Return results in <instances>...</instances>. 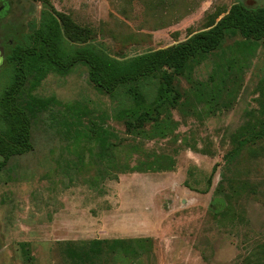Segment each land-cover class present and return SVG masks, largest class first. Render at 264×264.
<instances>
[{"label": "rangeland", "instance_id": "1", "mask_svg": "<svg viewBox=\"0 0 264 264\" xmlns=\"http://www.w3.org/2000/svg\"><path fill=\"white\" fill-rule=\"evenodd\" d=\"M48 1L87 30V44L118 61L185 43L240 3L264 7ZM41 13L40 0H0V98L11 80L10 49ZM242 42L228 38L190 82L174 79L182 100L161 118L171 125L166 138L128 135L84 64L49 74L34 95L55 104L32 124L34 150L0 171V264H67L62 243L94 240L140 241L125 264H264V44L240 69ZM94 129L119 140L102 143Z\"/></svg>", "mask_w": 264, "mask_h": 264}, {"label": "trees", "instance_id": "2", "mask_svg": "<svg viewBox=\"0 0 264 264\" xmlns=\"http://www.w3.org/2000/svg\"><path fill=\"white\" fill-rule=\"evenodd\" d=\"M40 1V19L7 56L11 80L0 98V125L6 124L4 130L0 126V157L4 160L0 162V171L11 158L34 150L32 124L55 104L54 99L39 98L34 93L51 73L67 75L78 64H84L88 67L90 82L110 96L114 117L125 123L128 135L166 138L171 125H163L167 122H161V118L182 100L174 85L175 78L190 82L194 69L219 51L230 37L243 39L239 44L240 69L248 66L259 46L264 44V7L250 8L240 3L208 31L185 43L118 61L104 49L87 44L83 38L87 37V30L73 25L67 17L59 15V18L48 0ZM90 134L102 143L110 137L119 140L116 133L106 130L97 133L94 129ZM61 245L67 264H125L138 257L141 242L94 240Z\"/></svg>", "mask_w": 264, "mask_h": 264}, {"label": "crops", "instance_id": "3", "mask_svg": "<svg viewBox=\"0 0 264 264\" xmlns=\"http://www.w3.org/2000/svg\"><path fill=\"white\" fill-rule=\"evenodd\" d=\"M139 232V231H138Z\"/></svg>", "mask_w": 264, "mask_h": 264}]
</instances>
